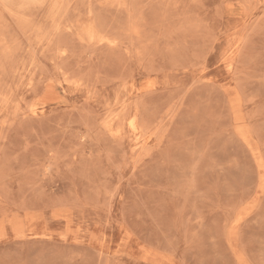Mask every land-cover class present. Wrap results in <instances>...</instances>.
I'll use <instances>...</instances> for the list:
<instances>
[{
    "label": "rangeland",
    "instance_id": "1",
    "mask_svg": "<svg viewBox=\"0 0 264 264\" xmlns=\"http://www.w3.org/2000/svg\"><path fill=\"white\" fill-rule=\"evenodd\" d=\"M0 264H264V0H0Z\"/></svg>",
    "mask_w": 264,
    "mask_h": 264
},
{
    "label": "bare ground",
    "instance_id": "2",
    "mask_svg": "<svg viewBox=\"0 0 264 264\" xmlns=\"http://www.w3.org/2000/svg\"><path fill=\"white\" fill-rule=\"evenodd\" d=\"M236 92V91H235ZM236 94V93H235ZM235 94H234V96H235ZM235 122V121H234ZM247 141V140H246ZM253 152V151H252Z\"/></svg>",
    "mask_w": 264,
    "mask_h": 264
}]
</instances>
